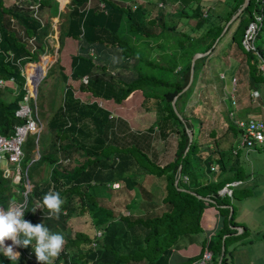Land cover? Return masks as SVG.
I'll return each mask as SVG.
<instances>
[{
	"label": "trees",
	"instance_id": "16d2710c",
	"mask_svg": "<svg viewBox=\"0 0 264 264\" xmlns=\"http://www.w3.org/2000/svg\"><path fill=\"white\" fill-rule=\"evenodd\" d=\"M175 1L70 0L68 9L62 12L58 11L56 0H18L9 6L6 5V0H0V79L14 78L16 84L13 94L10 86L8 93L0 87L2 134H12L13 127L21 124L14 116L25 93V77L21 74V69L27 63L40 61L41 55L52 50V42L55 40L52 38L51 18L63 19L57 38L59 51L66 38L75 39L78 44L76 54L71 56L70 74L60 73V80L55 84L60 97L55 96L56 106L46 122L47 132H44L43 138L41 132L38 138L40 157L36 160L37 168L46 165V173L43 177L34 175L32 181L27 172L31 190L24 198L19 194L26 189L24 179L21 183H13L11 179L3 178L0 170V206L5 209L13 201H17L24 208L23 218L35 223L33 200L39 202L47 211L42 224L49 231L52 227L61 230L64 247L75 249L61 255L66 264H87L88 259L93 260V264H168L172 249L182 237L203 231L202 214L210 206L217 208L221 226L212 237L202 241V251H211L212 264H218L220 256L221 264L226 259L228 237L224 238L223 252V236L232 234L234 230L230 226L237 225L231 198H236L235 194L245 197L249 191L245 188L231 189V186L230 195L220 194L219 191L226 184L246 179V174L236 164L239 152L236 148V156H231V164L227 167L232 171L230 175L217 180L197 179L195 170L198 168L192 165V157H195L194 162L197 164L202 160L205 170L211 176L214 174L211 164L217 161L220 165L221 161L219 155L216 159L211 156L202 157L201 154L197 157L198 147L202 144L194 133L189 142L186 129L193 127L185 114V106L193 92V84L206 69L205 65L215 49L216 39L221 36L226 23L243 0H229L226 7V1H221L225 11L222 8L211 10L207 7L209 14L206 16L203 15V0H194L190 9L183 6L176 8L175 12L168 11L164 3ZM36 2H40L39 8H30ZM101 2L104 3V8L100 7ZM159 2L164 3L156 9ZM256 12L263 16L264 0H250L248 6L234 19L235 26L228 42V48L235 43L244 52L248 84L254 88L263 86L261 82H264V76L258 69V59L254 52L244 47L243 37L248 24L255 19ZM169 18L177 19L184 28L189 27L190 19H195V24L189 31L177 30L178 22L172 23ZM204 24L207 25L205 29L202 28ZM231 24L223 35L229 32ZM194 32L195 35H192ZM28 39H33L34 49ZM171 40L175 42L173 52L163 56L164 50L160 52L157 48ZM208 50V54L195 60L192 83L175 102L184 123L174 111L172 100L188 83L193 55ZM151 54L155 57H151ZM47 58H43V64ZM115 68L122 70L119 75L112 74L111 69ZM152 68L157 72H152ZM135 69L138 70L137 79L129 80ZM35 70L34 65L27 68L30 81ZM69 78L79 80L78 87L82 91L117 103L123 102L130 94L139 90L145 98L156 100L164 114L146 131L138 133L128 130L129 137L135 143L131 144L133 140L127 135L119 145L120 137L115 133L125 128L127 122L118 123V129L117 121L109 119V113L105 109L94 102L83 103L74 97L73 89L66 85ZM30 100L36 119V104L33 98ZM230 105L228 115L233 109L231 102ZM231 121L230 117L226 132L233 126ZM173 122L177 125L174 126ZM156 129L158 136L163 139L170 132L178 133L173 158L164 164L158 163L156 152L149 151L152 149V134ZM35 144L33 142L32 149ZM204 147L208 149V144ZM257 147L264 148L262 145L251 148ZM206 151L211 152L210 149ZM179 165L180 176L175 185ZM225 166L223 163V170L227 171ZM21 170L25 171L24 168ZM144 174L155 177V182L162 185V190L157 192L158 201L154 198H141L149 205L147 211L140 212L137 209L139 203L136 194V198L133 197L128 203L118 204V209L117 206L107 205L111 201L110 196L116 194L113 192V183L129 189L138 186L139 193L146 191L141 185ZM184 176L188 177V181L184 182ZM103 189V194L99 195ZM49 192H58L63 201L58 218L47 216L49 210L43 206V198ZM229 205L233 207L231 217ZM113 210L118 215L116 221L112 218ZM74 213L81 215L77 221L80 227L77 223H71L72 227L68 228L66 223H70L69 219ZM84 215H89L92 226L101 231L98 239L88 237L82 222L85 220ZM93 216L97 218L95 224ZM245 231L243 229L241 234ZM93 242H96L95 246ZM10 261L1 253L0 264H8ZM13 261L14 264H34L23 254ZM191 261L192 259L188 263Z\"/></svg>",
	"mask_w": 264,
	"mask_h": 264
},
{
	"label": "rangeland",
	"instance_id": "374dc122",
	"mask_svg": "<svg viewBox=\"0 0 264 264\" xmlns=\"http://www.w3.org/2000/svg\"><path fill=\"white\" fill-rule=\"evenodd\" d=\"M16 1L18 0H6V5L9 6L15 3ZM56 1L58 3L57 4L58 11L65 12L68 9V3L70 0H68L67 2L65 0H60L61 3L59 0ZM193 1L194 0H180L179 2H174L173 5H171L170 3H164V2L163 3L164 5H167L166 9L168 11L172 10L173 12H175L176 8L178 9L183 6L187 7V9H190V6H192ZM221 1L223 0H203V4L205 5L203 13L204 14L208 13L207 7H209L211 10L222 8L225 11L226 9L220 3ZM224 1H226V3H224L226 7L229 0H224ZM258 13L259 12H256V14ZM169 20H171L172 23L178 22L177 19H173V18H169ZM62 21L63 19L59 17L51 18V24H52L51 27L53 29L52 38L55 41L52 42L53 48L50 51V53H44L43 55H41V59H40L42 60L44 57H48L47 70L43 75L38 86L39 93L37 94L38 98L36 104L37 117L40 123L42 124V129H41L42 138L44 136V132H47L46 122L51 117L54 106H56V102H54L55 96L59 94V90L57 87H55V84L57 80H60V73H65L67 75L70 74L71 56L75 55L78 49V44L75 39L66 38L61 50L60 51L58 50L59 44L57 38H58L59 26ZM262 23L263 26L258 29L255 39V45L258 48H260L262 41L264 39V12H263ZM194 24H195V19H190L188 24L189 27L186 26L184 28L182 23L178 22L177 30L185 29L186 31H189L191 30L190 27L193 26ZM234 26L235 23L232 22L231 27L229 28L230 29L229 32L219 37L215 49L205 65L206 69L202 73H200V76L198 77L197 81H195V83L193 84L194 86H192L194 93H192L191 95L192 97L191 96L189 97L187 104L185 106V114L190 119V123L192 127L195 128L194 136L197 135L198 141H200V143L202 144L198 147L197 157L198 154H201L202 157L211 156L212 158H216V155L213 156L214 152L207 153L206 150L208 149L204 147L207 144H211L212 151L218 150L217 146L223 148V158L227 157V160H229L230 162L232 161L231 156H236L234 150L236 149V146L240 143L242 136L240 131L236 127L235 122L231 121L233 124L232 128H230L227 132H225L227 130L228 121H230V118L228 117V113H226L225 105H229L230 103L228 100H229V94L233 88V84L231 82L233 81V78L236 79V83L234 85L235 92L233 91V95L234 97H236V105H238V102L243 103V101H245V104L248 103V111L245 110V118L242 119H247L249 118L247 116H252L251 118L261 119L264 121V98H263L264 82H261L263 86H260L258 88L251 87L248 84L247 64H246L244 52L235 43L231 44L230 47L228 48L229 45L228 42L230 41V35ZM206 27H207L206 24L202 26L203 29H205ZM191 34L195 35V32ZM174 43L175 42L171 40L169 43H165L161 47L158 46L157 49L160 52L164 50L163 56H167L168 53L173 52L172 46L174 45ZM151 57H155V56L151 54ZM28 66L29 65L26 64L23 67L25 77H27ZM121 71L122 70L117 68L111 69L112 74L119 75ZM152 72L155 73L157 72V70L155 68H152ZM137 73L138 70L135 69V71L131 74L129 80L132 81L136 80ZM221 74L224 75V78H220ZM218 79H221L223 85L225 86H223L220 83V80ZM79 83H80L79 80H73L71 78L67 80L66 85L70 86L73 89L74 97L80 99L83 103L94 102L99 107L105 109L110 114V118L114 119L115 122L117 121L116 127H118L119 120H123V118L127 119L128 125L126 126V129L123 130V128H121L120 129L121 132L119 133H123V131H128V130H132L138 133L142 131H146L150 125H152L157 120H159L164 114V112L160 109L156 100L152 98L150 99L145 98L139 91L133 92L123 102L117 103L112 100H105L103 98L95 97L88 91H82L78 87ZM10 88L12 89V94H13L14 91L16 90V84L14 83L12 86H10ZM4 89H5V93H8L9 86H6ZM29 89L30 90L33 89L31 84L29 85ZM59 97L60 95H58V98ZM204 113L205 115H207L208 113L210 116L207 117L208 119L210 118L208 132L212 128L215 129V130L212 129L214 131V135H213L215 137L214 140L210 139L211 136L209 135L208 132H204L202 130V127L205 125L204 123L206 121H202V123L198 125L199 128L197 132L196 121L198 120V118L201 119L205 118ZM236 113L237 115H242V112L236 111ZM173 123L174 126L177 125L175 122ZM222 130H223V135L218 136L222 132ZM116 136L120 137L121 140H123V136H119V135ZM177 137H178L177 132L176 133L170 132L166 139L160 138L158 136V129H156L154 134H152V139H151L152 149L150 148L149 151L153 150L154 152L157 153L156 160L158 161V163L164 164L173 158V151L174 148L176 147ZM35 140L36 137L30 134L22 146L24 158L21 163V168H24V170L27 168L29 169L28 175L32 181H34V175L36 177H43L47 171L46 165L37 168L38 163L36 161H33L32 157L36 156L35 148L32 149L33 148L32 145L33 142H35ZM132 140L133 141H131V144L135 143V140L134 139ZM262 146H264V144ZM238 150H239L238 159H237L238 163L236 164L238 166L240 165L242 167V170L246 174V182L243 186V189L245 188L247 189V191H249L250 198L243 205L245 211L243 212V215H241L240 217L242 219L240 222V227L244 230L246 229V231L244 232V234L239 233L236 237H239V239L245 240L247 242L250 241L249 238L252 237V235H249L250 230L252 232L256 230L264 231V148L261 149L257 147V148H251L250 150H248L247 148H238ZM230 153L233 155H231ZM150 156H152V154H150ZM194 158L195 157H192L191 163L194 167L198 168L195 170V173L197 171V178H198L200 175L199 173H201V170L204 172H206V170L204 163H202V160H200V162L197 164L194 162ZM198 180H201V177H199ZM141 185L147 189L146 191H149L152 194H155V191L157 192L162 189V185L160 182H155L154 177L152 178L151 176L148 175L146 176V174L143 175ZM237 185L238 184L232 183L231 189L234 188L236 189ZM96 187L98 188V186ZM113 188L117 189L118 191L115 192L116 193L115 195L110 196L111 201H109L107 205L117 206L118 204H126L130 200H132L136 194V189L134 188L133 189L125 188V192L121 191V189H123L121 184L119 185L118 188L116 187ZM103 192L104 189L101 190V193L99 195H102ZM235 197L236 198L232 197V199H237L238 201H241L243 198L239 194H235ZM154 199L156 201L159 200L157 198ZM142 205H145V202L143 200H142ZM237 205H238L237 201H235L234 220L237 219L239 213ZM33 207L35 211V220L37 221V223L43 222V217H41L38 214V211L40 210L41 213L44 215V213L42 212V205L36 202L35 200H33ZM143 209H147V207L143 206ZM116 210H113V214H112V218L114 219V221L117 220V216H118ZM48 215L49 214H47V216ZM80 218L81 215H79L78 213H74L72 217H70L69 219L70 223H66L67 224L66 227L71 228L72 227L71 223H77L78 219ZM83 218L85 220H83L82 222L83 225H85L84 227L85 230L87 231V235L88 237L92 238L94 236V233L99 228L92 226L89 215H84ZM96 220L97 218L93 216V220H92L93 223L97 222ZM76 225L80 227V224L77 223ZM78 227L75 226V228ZM56 229L58 228L52 227L50 229L51 230L50 232L62 234L61 230H56ZM230 238L232 237H228L226 244H229L228 240ZM261 238H263V236H260V239ZM263 244L264 241H257L254 245L255 247L256 245H259L260 249H262L261 247ZM34 245L35 242H32L33 248ZM67 251L71 253L75 251V249L73 250L72 248H68ZM241 255H243V253H241ZM14 263L15 262L11 260L10 263L8 264H14Z\"/></svg>",
	"mask_w": 264,
	"mask_h": 264
},
{
	"label": "crops",
	"instance_id": "0c3cea01",
	"mask_svg": "<svg viewBox=\"0 0 264 264\" xmlns=\"http://www.w3.org/2000/svg\"><path fill=\"white\" fill-rule=\"evenodd\" d=\"M65 1L67 2V0H65ZM175 2H178V0H176ZM60 3H61V1H60ZM170 4L173 5V3H170ZM44 65H47V59L45 60ZM223 78H224V76H223ZM218 80H220V83L223 85V82L221 81V79H218ZM196 86H197V83H196ZM223 86H225V85H223ZM138 91L136 90V92H138ZM192 93H194V90ZM228 101H230V100H228ZM225 106H226V113H228V110L230 109L231 105L229 103V105H225ZM234 110H235L236 118H238V119L245 118V110L248 111V103L245 104V101H243V103L238 102V105L235 107ZM236 111L242 112V115H237ZM204 117L205 118H202V119L198 118V120L196 121L197 132H198V128H199L198 125H200L202 123V121H206L204 123L205 125L202 127V130L204 132H208L210 118L208 119L207 117H210V116L208 113H207V115H205V113H204ZM228 117H229V115H228ZM247 117L251 118L252 116H247ZM109 119H112V118H110V114H109ZM112 120H114V119H112ZM124 121L127 122V119L123 118V120L119 121L118 123L124 122ZM116 125H117V122H116ZM127 125H128V123H127ZM124 129H126V127L123 128V130ZM194 129L195 128H193L192 130L194 131ZM212 129H214V128H212ZM212 129H210L208 133L211 136L210 139L214 140L215 139V137L213 136L214 131ZM119 132H121V131L118 130L115 134L119 135V136H123V137H126L129 134V131H123V133H119ZM221 135H223V130L218 136H221ZM128 137H129V135H128ZM129 139H132V138L129 137ZM118 142H119L118 144L120 145L121 138L118 139ZM212 142H214V141H212ZM209 145H210V147H209ZM217 148H218V150L212 151L211 150V144H208V149L211 150V153L214 152L213 156L216 155V157H217V155H219V159L221 162H220V165H219V163H217V161L214 162L213 164H211V168L213 169V172H214V174L212 176H211V174H209L207 172V170H206V172L201 170V173H199L200 174L199 177H201V179H203V180H206L207 178L208 179L212 178V180L222 179L223 177L230 175L232 173V171H229V168H227L230 166L231 162L229 160H227V157L223 158V148H221L220 146H217ZM250 149H248V150H250ZM174 151H175V148H174ZM174 151H173V153H174ZM238 154H239V152H238ZM32 158L34 161L37 159V157H32ZM223 163H224V165H226L225 167L227 169L226 168L225 169L227 171L223 170ZM28 170L29 169L27 168V172H28ZM146 176H147V174H146ZM149 176H151V175H149ZM196 177H197V171H196ZM142 178H143V176H142ZM154 179H156V178L154 177ZM245 182H246V179H245V181L240 180V181H236L233 183L238 184L236 188H242L243 189ZM122 188L123 189H121V191L125 192V188H127V187L125 186ZM133 188L136 189V195H137V199H138V203H139L137 209L140 212L147 211L146 209H143V206L149 207V205H148V203L147 204L145 203V205H142V199L141 198L142 197L157 198V192L158 191L157 192L155 191V194H152L151 192L146 194V192L139 193L140 189L138 188V186H134ZM127 189H129V188H127ZM161 190H159V191H161ZM229 190H231V189H229ZM116 191H118V190L117 189L113 190L114 193ZM219 193H220V191H219ZM220 194H223V192H221ZM136 195L134 196L135 198H136ZM249 198H250V193L247 196L243 197L241 201H238L237 199L231 198L232 199L231 202H232L233 206L235 204V201H237V204H238L237 206H238V212L239 213H238L237 219H235V221L237 222V225L230 226V228L233 229L234 232L232 234H226L223 237V240L226 237H232L231 235L237 236L239 233L242 232L243 229L240 227V222L242 219L240 217H241V215H243V212L245 211L243 205L245 204V202H247L249 200ZM220 226H221V217L219 215L217 208L215 206H210V207L206 208V210L203 212L202 218H201V227L203 229L202 233L193 234V235H185L184 237H182L178 241L175 248L172 249L171 256L168 259V264H186L191 259H192V261L188 264H197L198 260L200 259V255L202 253V241L206 238L209 239L210 237H212V235L215 233V231H217V229H219ZM250 231H249V235H252V237L249 238L250 241L246 242L245 240L239 239V237L238 238L232 237L228 240L229 244H226V259L223 262V264L224 263L225 264H264V244L261 247L262 249H260L259 245H256V247L254 245L257 241H264V231L263 230H256L253 232L252 231L250 232ZM260 236H263V238L260 239ZM224 243H225V241H223V246H224ZM241 253H243V255H241ZM129 264H144V263H133V262L130 263L129 262ZM207 264H212V261L208 262Z\"/></svg>",
	"mask_w": 264,
	"mask_h": 264
},
{
	"label": "built area",
	"instance_id": "2783aa9c",
	"mask_svg": "<svg viewBox=\"0 0 264 264\" xmlns=\"http://www.w3.org/2000/svg\"><path fill=\"white\" fill-rule=\"evenodd\" d=\"M89 3V1H88ZM40 2H36L30 6L37 10L39 8ZM101 8H104V3L101 2ZM162 6V3H158L157 7ZM206 16V13L203 14ZM263 16L261 14H256L255 19L251 21L244 33L243 37V45L247 50L254 52L256 58L258 59V69L261 74L264 76V40L260 48L256 47L255 39L257 35V31L262 25ZM28 42L35 48L33 39H28ZM24 67V66H23ZM23 67L21 69V74L25 77ZM223 74H221L220 78H223ZM25 82L23 84V88L25 93L23 95L22 100L19 103L18 108L14 112V116L21 121V124H16L13 128L14 131L10 135H4L0 131V170L1 176L5 179H11L13 183H18L21 181V170L19 168L20 161L24 158V153L22 151V146L24 142L27 140L28 136L36 135L39 136L42 132V124L38 120L35 119L33 114V110L31 108V98L34 100L32 90L29 89V78L25 77ZM233 84V88L229 94V100L233 106V109L230 111L229 115L233 122H235L236 126L240 130L241 133V141L236 146V148H248L250 149L255 145H263L264 144V121L256 118H247V119H238L235 116L234 108L236 105V97L233 95L234 85L236 83V79L233 78L231 81ZM15 83L14 78H10L9 80L0 79V87L5 88L6 86H12ZM10 84V85H9ZM36 111V109H35ZM37 115V114H36ZM39 138V137H38ZM183 180L188 181V177L184 176ZM232 184V183H231ZM231 184L225 185V193L230 194L231 190H229V186ZM115 187H118V184H114ZM22 195L26 194V189L20 192ZM100 234V233H99ZM212 253L210 250L205 249L198 260L197 264H207L211 261Z\"/></svg>",
	"mask_w": 264,
	"mask_h": 264
},
{
	"label": "clouds",
	"instance_id": "9594fccd",
	"mask_svg": "<svg viewBox=\"0 0 264 264\" xmlns=\"http://www.w3.org/2000/svg\"><path fill=\"white\" fill-rule=\"evenodd\" d=\"M36 98H35V104H36ZM22 160L20 161L19 164L20 170H21ZM21 172H22L21 173L22 179L20 183L22 182L23 179L26 182L24 185L26 188V194L23 195L24 198H26L27 193L30 192L31 190V185L29 184L28 181L27 169H25V171L21 170ZM114 184L120 185L119 183H113L112 184L113 187H115ZM12 190L17 191L15 188H12ZM19 194L22 195L20 192ZM62 203L63 201L58 192H49L43 198V206H45L49 210L48 216L50 217L53 216L56 218L59 217ZM23 212H24V208L21 207V204L18 205L17 201H13L9 205V207L5 209L3 208V206H0V253H2L3 256L8 258L9 260H16L19 258L21 254H23V256H25L34 264H66L65 260L61 257V255L63 253H69L67 249L72 247L65 248L64 237L58 233H51L49 229L42 224L44 223V217L47 211L43 207H42V212L44 213V215L41 213L40 210L38 211V214L41 217H43V222H41V224H36V225L35 223H37V221L35 220L34 209H33V218L35 220V223L26 221L23 218L24 216ZM100 236H101V231H96L95 235L91 239L96 240ZM33 241H35L34 248L32 247ZM95 244L96 242H93V246H95ZM93 262H94L93 260L88 259L87 264H93Z\"/></svg>",
	"mask_w": 264,
	"mask_h": 264
},
{
	"label": "water",
	"instance_id": "95a60500",
	"mask_svg": "<svg viewBox=\"0 0 264 264\" xmlns=\"http://www.w3.org/2000/svg\"><path fill=\"white\" fill-rule=\"evenodd\" d=\"M250 0H243V3L241 4V6L238 8V10L236 11V13L234 15H232V17L230 18V20L226 23L225 27H224V30L222 31L221 35H223L227 29V27L229 26L230 23L233 22V20L248 6ZM59 8H60V5H59ZM219 40V38L216 39V42L215 44L217 43V41ZM210 52V50H208L207 52L205 53H195L192 57V60H191V66H190V74H189V79H188V83L185 85V87L179 92L177 93L173 100H172V107L174 109V111L176 112L177 116L185 123L183 117L181 116V114L177 111V108H176V99L177 97L183 93L185 90H187V88L191 85L192 83V80H193V73H194V70H193V67H194V63H195V60L201 56H204L206 54H208ZM43 59L38 61V62H34V63H29L27 65H34L36 67V73L33 75V77L31 78V81L29 79V82L30 84L32 85V93H33V97L36 98L37 97V92H38V86H39V83L43 77V75L45 74L46 70H47V65H44L42 63ZM187 131V134H188V138H189V142L192 141L193 139V131L192 129L190 128H187L186 129ZM38 137L39 136H36V145H35V154L37 156V159L39 158L40 156V152H39V146H38V143H37V140H38ZM188 149V147L186 148V150ZM34 161V160H33ZM180 169H181V165H179V168H178V171H177V178L175 180V185H177V182H178V179H179V176H180ZM225 190L226 188H222L220 190V193L223 192V194L225 193ZM193 193V192H191ZM194 194V193H193ZM199 198H203L204 200H208L206 197H201V196H198ZM16 207V206H15ZM229 208H230V214H229V217H231L232 213H233V207L232 205H229ZM237 228V227H236ZM222 251L224 252V246H222ZM221 261H222V256H220L219 260H218V264H221Z\"/></svg>",
	"mask_w": 264,
	"mask_h": 264
}]
</instances>
